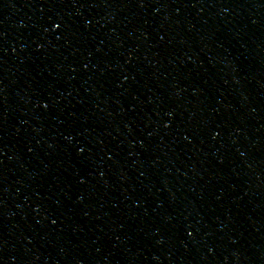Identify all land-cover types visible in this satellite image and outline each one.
Wrapping results in <instances>:
<instances>
[{"label":"water","instance_id":"water-1","mask_svg":"<svg viewBox=\"0 0 264 264\" xmlns=\"http://www.w3.org/2000/svg\"><path fill=\"white\" fill-rule=\"evenodd\" d=\"M0 264H264V0H0Z\"/></svg>","mask_w":264,"mask_h":264}]
</instances>
